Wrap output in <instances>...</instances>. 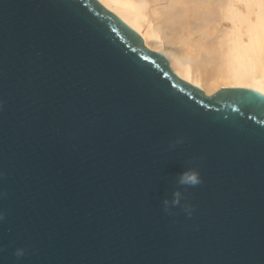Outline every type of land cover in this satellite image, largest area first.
<instances>
[{
    "label": "water",
    "instance_id": "95a60500",
    "mask_svg": "<svg viewBox=\"0 0 264 264\" xmlns=\"http://www.w3.org/2000/svg\"><path fill=\"white\" fill-rule=\"evenodd\" d=\"M0 214V264H264V93L207 94L98 0H0Z\"/></svg>",
    "mask_w": 264,
    "mask_h": 264
},
{
    "label": "bare ground",
    "instance_id": "6f19581e",
    "mask_svg": "<svg viewBox=\"0 0 264 264\" xmlns=\"http://www.w3.org/2000/svg\"><path fill=\"white\" fill-rule=\"evenodd\" d=\"M207 94L264 93V0H98Z\"/></svg>",
    "mask_w": 264,
    "mask_h": 264
},
{
    "label": "clouds",
    "instance_id": "9594fccd",
    "mask_svg": "<svg viewBox=\"0 0 264 264\" xmlns=\"http://www.w3.org/2000/svg\"><path fill=\"white\" fill-rule=\"evenodd\" d=\"M183 140L181 138H178L175 143H182ZM170 146H174L170 145ZM177 183L181 186H192L195 187L202 183V178L200 176L199 170L196 168H186L182 173L177 175ZM182 198V192L179 190V188L175 189L172 194V199L169 201L167 198L164 199L163 204L165 207V211H168L171 206L178 205ZM185 211L188 213V215H191V206L185 205L184 206ZM2 215V214H0ZM24 253V250L22 248L16 249V255L17 257L22 256Z\"/></svg>",
    "mask_w": 264,
    "mask_h": 264
}]
</instances>
